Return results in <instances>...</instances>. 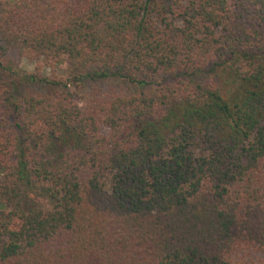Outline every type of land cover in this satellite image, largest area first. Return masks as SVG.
<instances>
[{"label":"trees","instance_id":"trees-1","mask_svg":"<svg viewBox=\"0 0 264 264\" xmlns=\"http://www.w3.org/2000/svg\"><path fill=\"white\" fill-rule=\"evenodd\" d=\"M0 264H264V0H0Z\"/></svg>","mask_w":264,"mask_h":264},{"label":"rangeland","instance_id":"rangeland-1","mask_svg":"<svg viewBox=\"0 0 264 264\" xmlns=\"http://www.w3.org/2000/svg\"><path fill=\"white\" fill-rule=\"evenodd\" d=\"M21 68L29 73L39 72L43 75L51 76L54 72V64H48L43 59L33 55L27 54L21 61ZM58 75H62L60 70L57 69ZM62 72V71H61ZM63 75H65L63 73Z\"/></svg>","mask_w":264,"mask_h":264}]
</instances>
